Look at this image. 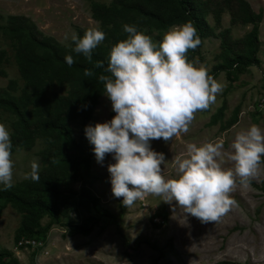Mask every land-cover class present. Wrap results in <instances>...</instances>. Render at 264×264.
<instances>
[{"label": "rangeland", "instance_id": "374dc122", "mask_svg": "<svg viewBox=\"0 0 264 264\" xmlns=\"http://www.w3.org/2000/svg\"><path fill=\"white\" fill-rule=\"evenodd\" d=\"M245 1L255 13L259 9L263 11L258 31L260 63L242 71L231 84L225 74L220 73L215 80L222 85V90L207 109L194 113L188 132L168 141L163 138L151 141L153 150L165 155L166 163L161 165L165 179L179 175L174 161L187 158L188 145L193 143L199 146L222 142L223 155L218 162L225 170L234 168L228 153L232 151L236 134L253 124L264 129V0ZM112 3V0H0V89L8 96L18 98L25 83L16 61V43L6 31L13 18L28 19L41 38L53 39L69 55L76 56L74 34L83 37L88 29L95 28L105 33V39L95 49L106 48L112 43L108 34L114 27L113 18L101 10L111 9ZM95 7L99 9L100 19L93 15ZM220 16V24L212 14L206 17L214 36L203 40L193 59L194 65L204 67L209 75L219 62L220 40L215 35L229 29L231 37L236 39L252 29V25H231L225 8ZM172 26L158 30L152 24H142L137 29L153 41H161L158 34L163 37ZM9 85L14 89L9 90ZM71 90L67 82L62 85L49 83L44 87L47 97L52 94L66 96ZM104 94L98 98L88 121H67L71 139L65 142L67 146L61 148V154L54 152L56 142L47 133L34 135L29 144L12 151L13 184L6 190L21 193L29 180L25 174L36 161L39 173L46 168L56 173L52 182L57 184L60 194L47 193L46 198L54 206L63 202V197H70V200L61 209L66 215L60 223L50 216L41 219L42 227L50 224L44 241L26 238L36 243L21 247L18 246L21 239L15 240V233L25 215L14 205L0 203V258L4 262L16 259L18 264H215L221 261L264 264V157L248 185H242L236 177L229 195L237 203L216 221L202 222L186 214L175 201L166 202L162 196L153 194L125 206L123 197L117 198L112 193L108 172V165L115 163L112 154H106L102 163L97 162L92 150L94 146L84 131L89 124L94 126L112 118L109 115L112 104ZM223 100L227 101L224 122L231 118L234 109H238V121L224 128L219 123L208 126L210 117ZM28 117L32 116L29 114ZM16 122L13 113L0 109V123L10 132V139ZM81 189L89 190L95 202L81 197ZM68 222H86L92 232L88 236H69Z\"/></svg>", "mask_w": 264, "mask_h": 264}, {"label": "clouds", "instance_id": "9594fccd", "mask_svg": "<svg viewBox=\"0 0 264 264\" xmlns=\"http://www.w3.org/2000/svg\"><path fill=\"white\" fill-rule=\"evenodd\" d=\"M123 28L128 36L110 51L105 69L110 75L99 77L115 115L84 130L95 158L102 163L106 154H112L115 163L108 165L112 193L123 197V205L131 206L153 194L166 202L175 201L202 222L216 221L237 203L229 195L236 177L246 186L256 175L264 157V129L253 124L236 134L228 153L234 168L225 170L218 162L222 142L193 143L188 145L187 158L174 161L179 175L165 179L161 168L165 155L153 150L151 141H168L188 132L194 113L207 109L222 85L204 67L188 61V50L201 44L191 21L173 25L161 41H153L134 25ZM104 39L105 33L95 28L83 37L74 34L73 51L91 60L92 50ZM65 61L71 65L74 58L67 55ZM102 64L98 61L97 67ZM85 74L92 73L86 70ZM12 148L10 132L0 123V190L13 184ZM25 178L40 179L36 161Z\"/></svg>", "mask_w": 264, "mask_h": 264}, {"label": "trees", "instance_id": "16d2710c", "mask_svg": "<svg viewBox=\"0 0 264 264\" xmlns=\"http://www.w3.org/2000/svg\"><path fill=\"white\" fill-rule=\"evenodd\" d=\"M112 2L111 9L101 8L104 15L113 18L114 27L108 34L112 43L106 48L93 49L91 60L82 53L73 56L74 63L71 65L65 61V56L69 53L53 39L41 38L31 21L26 18L12 19L6 31L16 43V61L25 82L18 98L8 96L4 89H0V109L17 117L15 132L11 137L12 151L29 144L33 136L39 133H47L54 139L56 143H52V146L54 144L57 147L54 151L56 154L60 153L61 148H66L65 142L71 139L67 121L77 119L88 121L98 98L105 92L104 82L99 77L110 75L105 71L109 63V54L114 45L127 38L128 33L123 28L125 24L136 27L152 24L156 29L164 30L172 25H182L191 21L201 38V44L186 53L188 61L194 64L193 59L198 55L203 40L214 36L206 17L212 14L216 23L220 24V15L225 8L229 13L231 25H252V29L236 39L231 37L229 29H223L215 35L220 40V51L217 55L219 62L210 73L211 77L216 79L220 73H224L231 84L242 71L260 63L258 52L261 44L258 31L263 11L259 9L255 13L245 0H112ZM93 10V15L100 19L99 9L95 7ZM158 38L163 39L160 33ZM98 61L103 62L102 66L97 67ZM86 70L92 74L86 75ZM54 82L58 85L67 82L72 88L71 93L66 96L58 94L45 96L44 87ZM10 89L14 88L9 85ZM28 107L30 109H27ZM226 109L227 101L223 100L221 106L210 117L208 126L219 123L220 127L224 128L235 124L238 121V109H234L231 118L224 122ZM29 114L31 118L28 117ZM109 115L113 117L115 112L111 110ZM86 165L89 166V161H86ZM55 175L56 173L46 168L39 173L38 181L29 179L21 193L0 190V203L14 205L25 215L22 224L16 230L15 240L36 237L44 241L50 224L42 227L41 219L50 216L55 222L60 223L62 217L66 215L61 209L70 197H63V202L57 206L46 198L47 193L53 196L60 194L57 184L52 182ZM80 195L91 203L95 202L89 190L81 189ZM66 226L69 236H88L92 232V227L86 222L80 224L68 222ZM0 264L18 262L16 259L4 262L0 258ZM215 264L241 263L221 261Z\"/></svg>", "mask_w": 264, "mask_h": 264}, {"label": "built area", "instance_id": "2783aa9c", "mask_svg": "<svg viewBox=\"0 0 264 264\" xmlns=\"http://www.w3.org/2000/svg\"><path fill=\"white\" fill-rule=\"evenodd\" d=\"M34 243H36L35 240H31V239H26V238H21V240L18 243V246H29V245H33Z\"/></svg>", "mask_w": 264, "mask_h": 264}]
</instances>
